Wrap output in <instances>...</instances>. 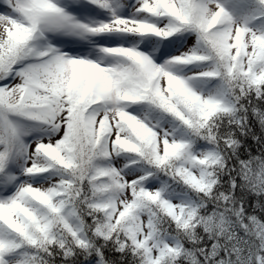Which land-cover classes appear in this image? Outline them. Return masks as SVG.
Instances as JSON below:
<instances>
[{
	"label": "snow or ice",
	"instance_id": "6c2138e0",
	"mask_svg": "<svg viewBox=\"0 0 264 264\" xmlns=\"http://www.w3.org/2000/svg\"><path fill=\"white\" fill-rule=\"evenodd\" d=\"M0 264H264V0H0Z\"/></svg>",
	"mask_w": 264,
	"mask_h": 264
}]
</instances>
